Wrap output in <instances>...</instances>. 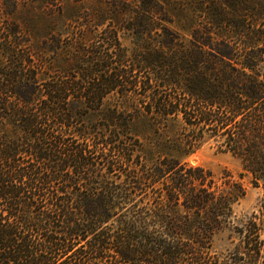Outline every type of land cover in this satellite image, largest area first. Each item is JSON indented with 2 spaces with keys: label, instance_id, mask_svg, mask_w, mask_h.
Segmentation results:
<instances>
[{
  "label": "trees",
  "instance_id": "1",
  "mask_svg": "<svg viewBox=\"0 0 264 264\" xmlns=\"http://www.w3.org/2000/svg\"><path fill=\"white\" fill-rule=\"evenodd\" d=\"M44 2L0 0V264H264V197L238 218L243 184L186 159L264 185V0H111L131 50Z\"/></svg>",
  "mask_w": 264,
  "mask_h": 264
},
{
  "label": "rangeland",
  "instance_id": "2",
  "mask_svg": "<svg viewBox=\"0 0 264 264\" xmlns=\"http://www.w3.org/2000/svg\"><path fill=\"white\" fill-rule=\"evenodd\" d=\"M111 0H45L42 6L46 7L50 13H57L59 8H63L65 10V16L59 17L56 19V25H54L52 30H58L62 28L64 25H68L71 29H73L77 35L83 36L85 40H89L93 43H102L106 44V31L109 30H119L120 41L123 46L132 49L134 45V41L128 31L125 33L127 27L129 26L128 20L122 16H116L112 19L109 15H106V11L110 8ZM77 9L78 13L74 17V11ZM103 11V16L99 15ZM87 12L89 15H84ZM94 12L95 15H90V13ZM27 13L22 12L17 14L19 17L18 22L21 25H26L29 33L32 36H35L37 39H42L43 36H48V32H53L50 27L46 31V27H38V29L24 24V18ZM24 27V26H23ZM5 25L0 26V48L4 44H6V32H4ZM43 28V29H42ZM48 28V27H47ZM73 36L71 34H63L62 40L64 44L70 43ZM54 43L53 40H49ZM1 58V55H0ZM99 76L96 77V82ZM111 97V96H110ZM113 97V96H112ZM112 99V98H110ZM187 161L192 165H201L205 168L210 169L214 175L222 180V176L225 173H231L235 179L239 180L244 188L245 195L235 206L236 213L238 218H242L247 214H251L256 211L259 212L260 202L264 197V185L260 184L259 186H255L249 175H240L242 168L240 161L232 156L230 153H224L217 151V147L213 141H209L204 144L201 149H199L196 153L186 158ZM264 237V232H263ZM221 248H225L229 245L226 234H223L222 239L218 242Z\"/></svg>",
  "mask_w": 264,
  "mask_h": 264
}]
</instances>
